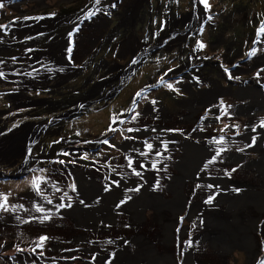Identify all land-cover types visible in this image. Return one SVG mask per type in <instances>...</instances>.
<instances>
[{"label": "rangeland", "instance_id": "374dc122", "mask_svg": "<svg viewBox=\"0 0 264 264\" xmlns=\"http://www.w3.org/2000/svg\"><path fill=\"white\" fill-rule=\"evenodd\" d=\"M0 4V25L8 26L0 29V140H11L17 132L25 139L30 127L43 126L32 138L28 172L18 177L27 158L20 150L24 141L16 144V153L1 154L0 143V264H113L110 256L124 246L133 264H148L135 259L140 248L149 258H155L153 250L173 257L163 264H191L190 245L205 227L190 206L215 198L221 189L199 177L183 184L185 207L170 240L156 209L137 201L141 183L153 197L155 191L160 200L173 198L170 181L179 172L184 145L213 146L208 172L234 181L238 193L264 191V180L248 167L259 148L243 137L264 122V111L249 122L239 109L251 99L237 93L255 85L264 95V0H209L210 8L201 0ZM71 6L81 8L65 10ZM90 11L95 13L91 17ZM40 16L44 19H24ZM74 89L90 94L77 100L70 96ZM16 105L22 106L3 109ZM25 106L22 113L11 114ZM170 138L172 147L163 152L148 147ZM135 143L140 146L136 167L130 157ZM79 171L90 172L99 187L116 175H126L118 178L123 182L132 180L114 187L116 210L108 221L102 216L110 203L100 200L89 203L88 224L65 210L81 201ZM133 204L137 215L131 212ZM227 205L220 203L213 211ZM260 214L255 264H264V208ZM139 235L153 247L138 241ZM42 237L47 239L41 244ZM193 256L204 264H249L243 245L222 252L204 237Z\"/></svg>", "mask_w": 264, "mask_h": 264}, {"label": "bare ground", "instance_id": "6f19581e", "mask_svg": "<svg viewBox=\"0 0 264 264\" xmlns=\"http://www.w3.org/2000/svg\"><path fill=\"white\" fill-rule=\"evenodd\" d=\"M127 44L129 45V42ZM260 60L264 62V59ZM27 75L31 77L35 76V73H28ZM27 79L30 80V78ZM237 93L250 97L251 100L239 110L246 112L245 114L250 118L249 122L254 121V117L257 115L256 113L259 110L264 111V95L262 90L255 85H248L246 87H241ZM189 106L192 107L193 103L190 102ZM243 137L249 146H256L259 148V157L257 159H253L248 164V167L257 171L258 176L264 180V122L258 127L251 126ZM13 140L14 145L19 143L21 144V141L24 140L25 146L26 140L20 136L19 132L12 137L10 141L11 146ZM172 144L173 142L171 138L169 141H157L152 145L151 149L156 152H163L164 149L172 147ZM24 146H21L22 149H24ZM15 147H19V145H16ZM212 148L213 146L211 145H184L185 152L177 163L179 172L174 175L173 181H170V189L174 193L173 198L160 200L163 196L158 195L155 191V197H153L148 194L147 185L141 183L140 187L142 193L138 195V200L136 196H134V199H136L141 205L151 204L156 209L157 216L165 226V238L170 240L173 236L171 227H173L174 222L177 221L179 212L182 209L181 207L184 205L183 198L185 197V193L183 191V184L187 183V181L192 177H199L208 181L210 184H216L221 189V192L218 193L215 198L208 199L207 201L195 202L192 206H190L192 213L201 215L202 223L205 227V233L199 235L190 245L188 255L191 257V264H204L193 256L197 240L202 237L210 239L212 245L215 246L217 250L222 252L230 250L233 246L243 245V247L248 250L249 264H255V258H257L258 255V244L256 242L254 232L257 230L256 220L259 215H261L260 212L264 208V191L255 192L251 190H244L243 193H238L233 188L235 184H232V182L234 181H230L229 179L224 181L222 179V177H224L223 175L209 173L207 168L212 161ZM11 150H14L15 153L17 152L15 149ZM139 150L140 146H138V144L135 143L131 145L130 157L133 159L135 167V161H137L140 156ZM10 156H12L11 153ZM91 175L92 174L88 171H79L78 179L80 184L78 191L81 201L76 204L75 207L70 205H66L65 207L67 213L69 212L76 222L83 224H88L87 219L90 218L88 215L89 203L93 201L98 202V200H100V203L103 201L106 206L110 203V208L107 207L104 210V215L102 216L105 221H108L110 215L112 216V212L116 210L115 204L117 201L115 200L114 187L118 185L126 186L127 183L131 184L132 182L129 178H127V181L125 180L124 182L123 180L118 179L120 178L119 176L127 177L126 175H116V178L112 179V182L108 185H100L99 187L98 183L96 184V182H93L94 180ZM90 180L92 181L91 184L89 183ZM241 184L242 186H253L251 183ZM223 202L228 203L223 210L216 208L217 211H213V207H218V204ZM134 204L132 205L131 212L137 215V204ZM165 210L170 211L171 215H164ZM98 211H100V209H98ZM238 221L240 222L238 223ZM136 239L138 241H143L144 243H149V241H151L143 235L136 236ZM126 241L127 240L124 241V244L127 243ZM150 246L153 247L152 244H150ZM153 252L155 254V258H149L150 254H147L140 248L136 251L135 259L140 257V261L146 260L148 264H163L168 260L173 261V257L171 255H163L155 250H153ZM130 254H132L130 249L127 246H124V249L120 250L118 254L113 255L110 258L114 260L113 264H133L135 262H131L127 257ZM108 263L110 262L108 261ZM102 264H104V262Z\"/></svg>", "mask_w": 264, "mask_h": 264}, {"label": "flooded vegetation", "instance_id": "af4514ba", "mask_svg": "<svg viewBox=\"0 0 264 264\" xmlns=\"http://www.w3.org/2000/svg\"><path fill=\"white\" fill-rule=\"evenodd\" d=\"M188 17V16H187ZM95 86H98V85H95ZM94 90H96V89H94ZM93 90V91H94ZM95 92H97V91H95ZM93 93V92H92ZM78 94V95H77ZM90 94V91H87V92H84V93H82L79 89H74V91L70 94V96L71 97H75L77 100H78V98L79 97H81L82 95H83V97H87L88 95ZM93 95H94V93H93ZM92 95V96H93ZM8 97V96H7ZM23 97H25V95H23ZM80 102V104L82 103V104H85V101L84 100H80L79 101ZM17 106H22V105H16V106H14V107H11V108H3V109H5V111H8V110H10V109H13V108H15V107H17ZM29 107H27V106H25V107H20V109H18V111L17 110H15V111H13L11 114H13V113H22L23 111H25L24 109H28ZM0 112H3V111H0ZM38 113V115H45L44 113H42V112H37ZM29 114V113H28ZM28 114H26V116L28 115ZM35 114H36V112H35ZM16 116V115H15ZM14 117V116H13ZM44 118H46L45 116H44ZM43 126H42V124H35L34 126H32V127H30V129H29V134L26 136V138H25V146H24V149H22V147H20L21 148V150L24 152V154H26L27 155V158L25 159V163L24 164H22V165H19V167L18 168H20V173L19 174H17L16 175V177H18L22 172H24V173H27L28 172V170L26 169V166H27V163L31 160V157L29 156V153H30V149H31V147H30V145H31V143H32V141H33V137H34V135H35V133H37V132H39L40 130H41V128H42ZM8 138L9 137H7V140H6V137H4V139L3 140H0V143H1V149H2V152H1V154H3V150H5V149H9V150H11V149H14L15 148V146L16 145H14V140L12 141V146H11V140H8ZM31 139V140H30ZM27 140H30L29 141V143L27 142ZM24 141V140H23ZM5 152V151H4ZM29 156V157H28ZM5 176V175H4ZM6 177V176H5ZM191 208V207H190ZM192 213V212H191ZM201 235V234H200ZM198 237V236H197ZM196 237V238H197ZM123 238H125V237H123ZM195 238V239H196ZM124 241H125V239H123ZM126 240H128V239H126ZM95 243H98L97 241H94ZM117 254V253H116ZM116 254H113V255H116ZM112 255V256H113ZM112 256H110V257H112Z\"/></svg>", "mask_w": 264, "mask_h": 264}, {"label": "snow or ice", "instance_id": "6c2138e0", "mask_svg": "<svg viewBox=\"0 0 264 264\" xmlns=\"http://www.w3.org/2000/svg\"><path fill=\"white\" fill-rule=\"evenodd\" d=\"M96 3L99 4L100 3V0H96ZM201 3L205 6V8H210L209 0H201ZM2 7H3V4H0V8H2ZM94 14H95L94 12H91L90 11L88 13V16L91 17ZM51 15H55V14L53 13ZM24 19H37V20H40V19H44V17H42V16H40V17H25ZM209 19H211V17H209ZM7 27L8 26H6V25H0V29H4V28H7ZM260 31L262 33H264V25L261 26ZM199 47L200 48H203V47H205V45L203 43H200L199 44ZM69 51H71V49H69ZM252 54L254 55L255 52H253ZM169 71H171V69ZM0 76H3V73L2 72H0ZM160 82L161 83H164L163 77H161ZM167 87L168 88H172L173 85L172 84H167ZM139 95H141V94L140 93H137V96H139ZM152 103H155V101H152ZM129 131H131V129H129ZM104 143H108V142L107 141H104ZM148 147L151 148L152 145H148ZM61 163H63V161H61ZM3 207H4V204H0V208H3ZM38 210L39 211H43V209H38ZM47 218H48L47 216L44 217V219H47ZM44 239H47V238L46 237H42L41 238V244H42V242H43ZM38 246H40V245H38Z\"/></svg>", "mask_w": 264, "mask_h": 264}, {"label": "trees", "instance_id": "16d2710c", "mask_svg": "<svg viewBox=\"0 0 264 264\" xmlns=\"http://www.w3.org/2000/svg\"><path fill=\"white\" fill-rule=\"evenodd\" d=\"M80 8L81 7H76V6L75 7H72L71 6V7L67 8V9L65 8V10L74 11V10H77V9H80Z\"/></svg>", "mask_w": 264, "mask_h": 264}, {"label": "water", "instance_id": "95a60500", "mask_svg": "<svg viewBox=\"0 0 264 264\" xmlns=\"http://www.w3.org/2000/svg\"><path fill=\"white\" fill-rule=\"evenodd\" d=\"M68 216V215H67ZM69 217V216H68ZM73 218V217H72ZM73 220H74V218H73Z\"/></svg>", "mask_w": 264, "mask_h": 264}]
</instances>
